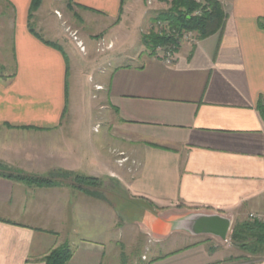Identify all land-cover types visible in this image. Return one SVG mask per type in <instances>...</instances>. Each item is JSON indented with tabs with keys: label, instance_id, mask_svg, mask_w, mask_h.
<instances>
[{
	"label": "crops",
	"instance_id": "0c3cea01",
	"mask_svg": "<svg viewBox=\"0 0 264 264\" xmlns=\"http://www.w3.org/2000/svg\"><path fill=\"white\" fill-rule=\"evenodd\" d=\"M0 1L15 15V66L0 73V165L15 171L0 174V264H45L62 245L69 264H213L224 240L184 217L217 213L230 231L264 217V0H220L223 27L181 44L172 65L144 46L108 50L97 115L71 105L69 57L30 31L32 0ZM126 1L71 0L117 26ZM59 174L98 181L23 179Z\"/></svg>",
	"mask_w": 264,
	"mask_h": 264
},
{
	"label": "rangeland",
	"instance_id": "374dc122",
	"mask_svg": "<svg viewBox=\"0 0 264 264\" xmlns=\"http://www.w3.org/2000/svg\"><path fill=\"white\" fill-rule=\"evenodd\" d=\"M70 1L43 0L42 6L34 13L32 24L45 39H49L63 47L67 57H69L71 68L69 81L72 91L71 105L76 108H80L83 105V108L88 107L89 110L91 109L94 112V115H97L101 100L94 99L97 93L95 92L97 85H93L99 72L105 67L103 57L110 53L108 50H112L115 53H131V51L133 53L139 47L144 46L146 48L142 35L154 29L155 17L161 11L166 10L169 7V3L168 0H134V5L129 11L130 14L126 16L122 25L117 26L120 20L114 22L113 19L98 16L94 11L76 6ZM130 1L127 0V4ZM1 11L4 13L0 14V73L4 74L11 73L15 66L12 59L14 54L12 23L15 15L11 5L0 1V13ZM189 32L194 33L196 38L197 34L194 31ZM110 38L115 40L116 47L114 41H109ZM187 42L193 41L189 40ZM75 75L81 80L79 85H77ZM80 86L83 89L81 93L79 92L81 90ZM87 113L84 111L83 115V111L78 109V121L89 122L90 113ZM94 122L96 123V120ZM90 131L89 136L96 134L93 128ZM14 173L15 171L12 168L9 169L6 165H0V174ZM59 175L58 178L42 179L58 182H69L72 180L76 185L89 187L96 184L94 180L98 181V179L89 181L83 178L66 177L63 174ZM34 178L41 179V177ZM23 179L30 181L33 177L26 176ZM248 221H253V218ZM237 224H241V222L236 221L233 225L229 233L230 240L228 242H215L225 254L213 264H264V248L258 254H253L246 250L242 251L233 242L234 227ZM144 239L146 241V237ZM144 239H140L141 244L142 242L143 244L145 243ZM171 240L172 238L168 241ZM166 243L168 248V243L170 242ZM133 250L134 254L138 253V249Z\"/></svg>",
	"mask_w": 264,
	"mask_h": 264
},
{
	"label": "trees",
	"instance_id": "16d2710c",
	"mask_svg": "<svg viewBox=\"0 0 264 264\" xmlns=\"http://www.w3.org/2000/svg\"><path fill=\"white\" fill-rule=\"evenodd\" d=\"M122 3H124V0H122ZM168 3L169 7L161 11L154 20L155 23L157 21H166L170 28V32L160 34L155 31V29H152L148 33L142 35L143 42L146 48L149 49L150 54H156V49L159 45L174 46L175 50H177L180 46L179 36L183 31H194L197 37L204 38L216 33L224 25L226 12L220 0H168ZM42 4L43 0H32L29 9V29L46 44L60 48L61 46L58 44L46 40L37 32L32 24L34 13ZM119 20L120 18L117 19V21ZM258 24L264 29V17L258 19ZM258 108L264 119V97H261ZM83 179L93 180L95 178ZM30 182L46 185L50 184L52 180L33 177ZM232 239L242 251L246 250L250 253L258 254L264 248V222L246 220L241 222V224H237L234 227ZM71 256L72 251L70 247L68 245H62L44 256L43 261L45 264H69Z\"/></svg>",
	"mask_w": 264,
	"mask_h": 264
},
{
	"label": "water",
	"instance_id": "95a60500",
	"mask_svg": "<svg viewBox=\"0 0 264 264\" xmlns=\"http://www.w3.org/2000/svg\"><path fill=\"white\" fill-rule=\"evenodd\" d=\"M189 231L193 233H207L227 239L231 227V219L217 213H192L183 219Z\"/></svg>",
	"mask_w": 264,
	"mask_h": 264
},
{
	"label": "built area",
	"instance_id": "2783aa9c",
	"mask_svg": "<svg viewBox=\"0 0 264 264\" xmlns=\"http://www.w3.org/2000/svg\"><path fill=\"white\" fill-rule=\"evenodd\" d=\"M199 1V0H197ZM155 31L159 32L160 34H164V33H168L170 32V28L168 26V23L166 21H157L155 23V27H154ZM179 36V35H177ZM195 35L192 32L189 31H183L180 36H179V43L180 45L192 40L194 41ZM175 47H170V46H158L156 49V55L158 57H160L165 64L167 65H172L173 64V60H174V55H175ZM250 218H253V220H258V221H262L264 222V217L263 216H258L255 214H250ZM230 240V238L228 237L227 239H225V242H228Z\"/></svg>",
	"mask_w": 264,
	"mask_h": 264
}]
</instances>
